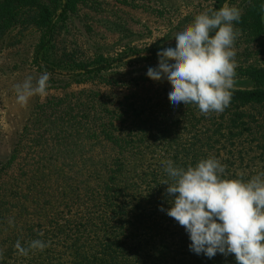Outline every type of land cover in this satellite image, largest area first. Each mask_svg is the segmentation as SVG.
<instances>
[{
    "label": "trees",
    "instance_id": "obj_1",
    "mask_svg": "<svg viewBox=\"0 0 264 264\" xmlns=\"http://www.w3.org/2000/svg\"><path fill=\"white\" fill-rule=\"evenodd\" d=\"M84 3L0 0V42L34 28L37 49L53 30L47 58L58 30ZM262 9L264 0L244 1L234 22L233 96L223 112L207 116L194 104L173 106L171 84L147 77L158 52L142 70L112 78L105 75L112 60L63 51L53 66L88 71L115 95L84 89L39 104L38 130L0 164V264H237L234 254L209 259L190 251L188 233L160 210L171 206L162 161L186 168L214 156L227 166L224 178L264 171ZM26 140L31 144L22 148ZM33 239L50 246L18 255L16 241L27 246Z\"/></svg>",
    "mask_w": 264,
    "mask_h": 264
},
{
    "label": "clouds",
    "instance_id": "obj_2",
    "mask_svg": "<svg viewBox=\"0 0 264 264\" xmlns=\"http://www.w3.org/2000/svg\"><path fill=\"white\" fill-rule=\"evenodd\" d=\"M241 15L240 8L227 4L201 11L176 34L175 47L158 51V66L149 67L146 75L171 84L168 98L173 106L194 104L207 116L230 105L238 68L235 43L240 35L234 22ZM49 80L46 71L37 78L27 76L14 86L17 102L26 106L32 97L46 96ZM162 164L168 178L161 184L167 185L171 206L160 210L188 233L190 251L209 259L217 253L234 254L237 264H264V171L248 179L224 178L227 166L214 156L186 168L171 159ZM49 246L42 239H33L27 246L20 240L15 243L23 257Z\"/></svg>",
    "mask_w": 264,
    "mask_h": 264
},
{
    "label": "rangeland",
    "instance_id": "obj_3",
    "mask_svg": "<svg viewBox=\"0 0 264 264\" xmlns=\"http://www.w3.org/2000/svg\"><path fill=\"white\" fill-rule=\"evenodd\" d=\"M244 1L223 0L219 5L241 9ZM208 8L217 10L216 0H85L78 14L56 33L47 58L42 52L49 48L53 30L37 49V30L12 31L0 42V164L19 140L30 139L36 133L34 122L41 115L37 107L46 99L84 89L115 95V87L88 78V71L53 66L63 51H76L88 59L101 55L112 60L105 73L112 78L132 73L142 70L146 64L143 60L152 57L153 52L175 47L176 34ZM45 71L50 73L47 95L34 96L26 106L20 105L14 86L29 75L37 78ZM79 80L81 83H77ZM22 144L24 148L31 143L26 140Z\"/></svg>",
    "mask_w": 264,
    "mask_h": 264
},
{
    "label": "water",
    "instance_id": "obj_4",
    "mask_svg": "<svg viewBox=\"0 0 264 264\" xmlns=\"http://www.w3.org/2000/svg\"><path fill=\"white\" fill-rule=\"evenodd\" d=\"M262 26H263V29H264V12H263V15H262Z\"/></svg>",
    "mask_w": 264,
    "mask_h": 264
}]
</instances>
